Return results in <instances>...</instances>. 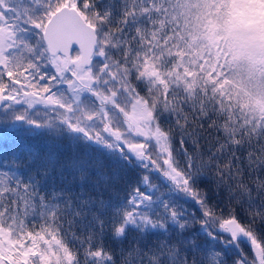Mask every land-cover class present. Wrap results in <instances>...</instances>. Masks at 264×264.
<instances>
[{"label": "snow or ice", "instance_id": "obj_1", "mask_svg": "<svg viewBox=\"0 0 264 264\" xmlns=\"http://www.w3.org/2000/svg\"><path fill=\"white\" fill-rule=\"evenodd\" d=\"M0 264H264V0H0Z\"/></svg>", "mask_w": 264, "mask_h": 264}]
</instances>
